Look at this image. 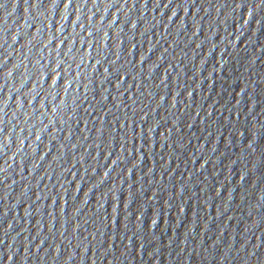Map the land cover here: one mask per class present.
Listing matches in <instances>:
<instances>
[{
  "label": "water",
  "instance_id": "obj_1",
  "mask_svg": "<svg viewBox=\"0 0 264 264\" xmlns=\"http://www.w3.org/2000/svg\"><path fill=\"white\" fill-rule=\"evenodd\" d=\"M257 3L0 0V264H264Z\"/></svg>",
  "mask_w": 264,
  "mask_h": 264
},
{
  "label": "snow or ice",
  "instance_id": "obj_2",
  "mask_svg": "<svg viewBox=\"0 0 264 264\" xmlns=\"http://www.w3.org/2000/svg\"><path fill=\"white\" fill-rule=\"evenodd\" d=\"M69 2H71V0H69ZM52 3L57 6L56 4V0H52ZM31 7V5H29ZM40 6V5H39ZM240 7H242V5H239ZM256 8H261L262 6H264V0H259V3H257L256 5ZM254 151V149H253ZM262 161H264V154H262ZM262 198H264V195H262Z\"/></svg>",
  "mask_w": 264,
  "mask_h": 264
}]
</instances>
